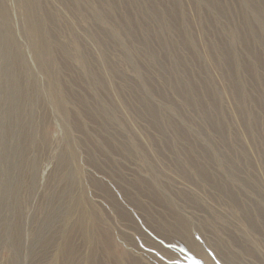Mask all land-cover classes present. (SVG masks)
<instances>
[{
	"label": "rangeland",
	"instance_id": "rangeland-1",
	"mask_svg": "<svg viewBox=\"0 0 264 264\" xmlns=\"http://www.w3.org/2000/svg\"><path fill=\"white\" fill-rule=\"evenodd\" d=\"M63 1L70 3L68 0H60L56 3H51L50 0H36L37 15L39 17H43L44 19L51 18L50 26L48 27L47 32L50 31V34H52V40H60L59 42L64 44L63 50L52 48V55L50 52L40 54V59L43 61H49L51 59L55 60L54 63L57 70L54 77H56L57 80L55 81L56 85L51 86V79H49L43 73V71L38 68L39 66L35 63L31 49L28 46V39L24 30L25 17L24 14L18 10L16 6V0H0L2 7L8 11V18L6 19L7 24H5L13 29L14 38L25 60L27 73L25 74L26 78L24 77V79L27 83L39 84V87L37 86L38 91L36 92V95L39 94L40 90H44V92L41 94L43 95V97H41L43 102L41 100L37 101L35 98V102H33L34 106L33 104H24L23 106L25 111L24 117L27 120L33 122L31 124L32 128L30 126V129L33 132V145L37 148L39 143H44V149L42 148V152H39V150L34 148L31 149L29 153L31 156L30 158L34 159L35 162H38V167L35 168L37 169L36 182H39V184L32 191H28L26 187L22 188L20 191L19 196L23 201V206L21 208L22 212L17 219V222L22 225L24 229L20 233L19 243L15 244V247L13 246L12 240L10 238L11 227L7 229L5 238L0 240V264H9V259L14 260L15 264H32L30 253L31 251L33 252L34 250H37V244L39 240L34 234L37 225V221L34 222V216L41 209H43L42 199L40 198V195L43 193V191H47L49 186H56L62 183L60 175L63 174L64 170L56 171L54 166L56 162V156L60 152H67L70 149H74L73 151L75 153V161L71 162L70 170L74 172L78 183H83L81 167L78 164L80 158L83 156L81 150H83L87 145L88 139H90L89 141L91 142H93L95 138L99 139V136L96 135V133L102 136L94 119L89 118L85 114L83 108L89 109L90 107L96 110L98 116L100 117L99 122L102 120L104 123H106V116L109 117L107 125L110 126L109 129L111 131V154L108 151H105L107 164L100 165L96 168L86 167V170L90 174H94V179L99 181L103 180L108 189L111 188V174L113 175V178L117 177L116 174L118 176H123L126 181L131 180L133 175H145V162L143 161V157L149 148L150 149L148 152L154 150L156 147V150H158L162 156H164V160L162 159V162L164 164H169V154L173 150L171 151L170 148V152H168L166 149L164 150L162 148H157L160 146L159 140L161 139L158 136V131L161 128L160 133L162 134V139L172 144L175 141V139H173L175 138V129H177L179 126L185 130V127H188L190 130H187L191 134V139L196 141L198 145L210 143L208 151L212 152V161L209 163V167L213 169V171L219 173V175H222L227 179L228 176L226 173L231 172V169L236 170L238 173H240L239 175L243 180L248 182L250 181L247 191H250L251 195L256 197L253 198L257 201L264 202V176L262 177V175H264V170H261L264 163V145H262L260 142L259 144L257 143V137H253L251 140H249V137H247L249 134L248 125H246L248 123V116L245 114V112H243V109L245 108L247 111H250V113L254 114L255 117H257L256 129L259 131L264 130V118L262 119V115L260 114L261 109L258 108L260 105L259 103H262L264 100V44L263 46H253V49H255L258 53L259 59L261 58L260 61L262 60L257 84L255 85L252 82H249V76L246 75L244 71L243 75L241 73L239 74L240 76L242 75V80L244 79V90H251L252 92L254 91L253 94H255L252 97V100L250 98L247 99L248 102L247 100H244L243 104L237 103L236 97L234 96V81L236 80V77L239 78L236 69H233V67L226 64L225 66L222 64L223 67L222 65L214 66L217 65V63L213 62L217 57L216 52L213 51V53L212 50H210V52L207 48L210 42H215L218 45H222L224 42H226V36L228 35L229 29H231V27L229 28L227 25L228 20L230 23L233 22V24H235L236 21L238 22L239 20L234 18L236 15L234 17H229L227 14L225 16L224 14L219 15V13L215 12L214 10L215 6L212 5V9L208 16L209 19L207 18L210 20L212 28L202 29L198 24H196L198 21H200L201 13L198 5H196L192 0H180V4L185 10L184 19L186 24L188 23L186 26L188 34L189 36L194 37L195 40L197 38L196 43H199H197L198 50L196 54L194 56L189 55V60H186L187 63L191 62L188 69L189 71H185L188 74L182 69L174 73V71L170 69L173 67L172 64L174 61L167 52L164 50V52H161L160 49H157V45L156 47L154 46L155 44L152 45L153 47L150 45V48L154 54L156 52L157 59H151L146 62V60H144L145 57L143 56L144 50L140 48L138 43L133 44L131 39L128 38L126 33L127 27H124V23H121L118 20V16L122 15L125 11L127 14L132 16L134 10L132 13L128 6L124 5L122 7L120 5L116 7V5H111L112 15L111 21L109 22L104 18H102L101 21H97L92 15V9L99 12V8H104L106 6L103 0H96L97 2L95 1V3L97 4L94 3V0H86L85 4L83 3L81 7H73L74 9L72 8L71 10L70 8L67 9L60 5ZM101 1H103L102 3L105 5L102 4ZM111 1L113 2V0ZM139 1V7H142L143 5V7H147L149 9L144 1ZM226 1L231 6L234 4V6H236V3L238 2V0ZM259 2L263 7V0H259ZM158 4L161 10H167L171 6L169 0H158ZM217 5L224 8L226 2L225 0H222V2L221 0H218ZM113 7L115 8L114 12ZM237 7L238 5L235 8ZM79 8L82 9L80 10ZM156 8L157 7H155V9ZM262 10H264V8H262ZM247 13L251 14L253 11L247 9ZM54 14H56L57 19L54 20L53 24L52 16ZM131 19L133 20L132 24L136 25L137 21H134L133 17H131ZM172 19L173 24L171 26L174 28L178 25V22L180 23V19L177 15H174ZM115 22H117L118 25ZM149 22H151V20H149ZM70 23L72 25H70ZM151 24H154L153 20L150 25ZM257 30L258 32H263L260 27H257ZM138 34L140 35L139 32ZM85 35H89V39L87 38L86 40ZM169 35L170 39L177 38L176 35L174 37L171 34ZM260 36L263 38L264 34L262 33ZM80 38H82L84 41H81ZM5 39L6 33H1L0 41L3 43ZM136 39L137 41H140L138 36H136ZM152 48H154V50ZM257 49H259V52L263 50L262 53L260 54ZM235 50L238 54L241 51L242 54L241 45L235 44ZM172 51H170L172 54L176 52L174 48ZM166 54H168V56ZM241 54L240 56L242 57H240V61L248 62L249 59L246 58L247 56ZM67 56H70L71 59L69 60ZM142 56L144 58H142ZM161 57L164 68L163 70H158L157 68H160V61L158 59ZM243 57H245L247 60H245ZM3 65L4 64L0 60V70L5 71ZM103 65L107 66L105 78L108 79V83L105 85L103 83H99V79L101 78L100 73H104L102 70ZM181 67L183 68V66ZM222 69H225L224 71L227 73V75ZM155 70H158V73ZM223 73L225 75H223ZM201 74L203 76H201ZM209 75L211 76L208 78ZM177 76H181L185 82L183 86L185 88V94L189 95L196 92L194 94L195 99L193 97L189 98V96L180 98L174 88V84L171 83L172 81L170 82V80L174 79L175 77L177 78ZM201 81L205 82L202 83ZM230 81H232V83ZM126 85H132L134 89L129 91L130 88H128ZM147 85L152 88L151 91L154 90L153 88H155L163 92H160L161 94L156 91L148 93ZM187 85H189L190 88H188ZM225 86L227 88L229 87V89H227ZM199 88L201 90L204 88V91L202 90V92L199 90ZM211 89H213L215 93L211 91ZM255 89H258V92L255 91ZM55 91L63 96V102L69 111V119L66 117V114L53 108L52 96ZM259 91H262V93ZM46 92V97H44ZM257 93L259 94V98ZM79 95L82 96L78 99ZM141 97L147 98L151 103V107L153 106L155 111L159 114L160 120H162L159 122V129H155L152 123L150 125V122L154 121L150 118L149 113L147 114L141 109ZM2 98L3 95L0 94V101ZM184 100H186L185 102L187 104H184ZM254 101L259 102L257 105H254ZM213 102L215 106L213 105ZM1 109L2 106L0 107V111ZM237 110L239 115L237 114ZM233 111H235V113ZM199 112H201V114ZM202 113H204V115ZM42 114L44 118L43 120L40 119ZM67 121L70 122L71 125H68ZM17 123L18 126H20L18 120ZM210 123H214L215 125L219 124L222 126V129H220L223 131L221 133L222 135L220 134L221 131L216 127L215 129ZM149 126H152L153 128H150ZM66 129H70L68 130L70 134L69 136L65 134V132H67ZM250 129L255 131V127H250ZM234 137L240 138L238 139L240 141L242 140V143L240 144H242L241 146L245 151L248 152L246 157L247 159H243L237 153V150H235L234 147H231V142ZM105 139L106 136L103 137L104 143ZM104 143L102 142V151L105 148L103 146ZM251 145L254 147L252 148ZM259 147L262 148L263 151ZM223 156L231 157L233 160L235 158L236 160L233 162L234 164L230 165V167L227 165L224 166L226 173L223 172L224 170H220V166L223 167V164L220 163L219 159H221ZM237 159H242V162L241 160ZM231 166H234V168ZM186 169L188 172H194V169H192L191 166H186ZM189 174L188 179L186 180L172 174L173 184L170 186V189L169 187L167 188L169 191H166L169 204H165L163 207L148 204L151 206V213H153L152 227L147 228L146 226H142V229L145 232V237L149 243L162 248L164 253L158 252L155 249H149L148 251L152 252L156 258L151 257L152 254H149L146 255L145 258L140 259L138 254L131 250V258H125L122 254L123 249L117 240V242H115L113 245V251H111L114 258L120 257L123 260L122 264H136L134 258H137L141 264H193L192 261H189V259H191V255H189L190 253L185 248L179 247L177 241L172 237L171 228H175L177 226L175 217L181 216L189 224V229L187 228L186 234L197 243L208 244L206 246L207 254L215 264H225L224 262L218 260L214 254L215 252L213 253L211 249L213 244L217 246L218 243H220L219 248H223L221 246L222 244L226 251H232L235 254H238L239 258L244 264H264V232L261 230V228L255 226L254 224L253 225L255 228L244 226L245 222L243 220V216H240L239 210L234 207H230L228 204H225L222 200H220L222 195H220L218 191H214L208 185H205L202 182H200L201 184H196V186L190 184L189 179H192V175L190 174V177ZM92 175H90V177ZM19 176L22 177L20 178ZM250 177H253L254 179H251ZM1 180L12 184L15 181L23 182V180L25 183L27 178L25 179L22 175L21 168L14 166L12 164V159H8L6 157L2 163L0 162V181ZM185 181L186 183H189L184 184ZM256 183H259L260 186ZM82 185L85 186V184ZM190 185L192 187H190ZM175 186H177V188H175ZM193 188H195V190ZM176 189H182L183 192H188L189 195L199 197L200 199L202 198L200 195H203V198L201 199L202 206L197 207L187 203L186 205L184 202L180 201L178 197H174V190ZM93 198V201L95 202V210H98L97 212L99 213V217H102V222H106L103 224L106 225V227H108L110 230L115 228L116 230H112L120 231L121 227L119 225H124L126 222L121 221L118 223L111 215V212L108 209V206L105 204V201L103 203V199L96 195ZM8 200L10 201V199ZM4 205L5 206L0 207V229H2V231L4 228V223L2 220H8L9 223H11L12 220V212L10 211L11 208L9 207V204L4 203ZM4 207H7L8 209H5ZM160 217L162 218L161 223L164 224V228H161V226L158 227L157 225V227L153 226L155 225V220L157 218L159 219ZM199 226L203 227L202 230L198 228ZM110 230L109 232L111 233ZM230 236L235 239L238 245H247L252 254L249 252L241 253L239 251V246L236 245L235 242L228 243ZM76 240L75 243H78L79 239ZM139 247L144 248V246L141 244H139ZM144 250H147V248L145 247ZM165 253L166 255L170 254L171 258L164 257L166 256ZM97 257V259L101 260L99 264H111V262L103 257V255L100 253H98ZM167 257L169 256L167 255Z\"/></svg>",
	"mask_w": 264,
	"mask_h": 264
},
{
	"label": "bare ground",
	"instance_id": "bare-ground-1",
	"mask_svg": "<svg viewBox=\"0 0 264 264\" xmlns=\"http://www.w3.org/2000/svg\"><path fill=\"white\" fill-rule=\"evenodd\" d=\"M57 1L60 0H50L51 3H56ZM68 1H70V3L63 1L60 5H62L67 9L70 8L71 10L73 7H81V5L83 3L85 4L86 2V0H68ZM95 1L96 0H94V3ZM103 1L105 2L106 6L104 8L101 7L103 9L99 8V12L97 10L94 11V9H92V15L97 21H101L102 18L108 20L109 22L111 21V15H112L111 5H116V7L120 5L123 7L124 5H126L128 6V8L131 9L130 11L132 13L134 10L132 16L127 14L126 11L122 15L119 14L120 16H118L119 18L118 20L121 23H124L123 24L124 27H127V32L126 31L125 32L127 33L128 38L131 39V42L133 44L138 43L140 45V48L144 50L143 56L145 57L144 60H146V62H148L151 59H157L156 52L154 54V52L150 48V45L152 46L155 44L154 46L156 47L157 45L158 50L160 49L161 52L164 51L167 52L170 55V57L173 58L172 59L174 61V63L172 64L173 67L172 68L169 67V68L173 70L174 73L180 71L181 69L184 72L189 69L191 62L187 63L186 60H189L190 57L189 55L194 56L196 54L198 50L197 43L199 42L196 43L197 38L195 40L194 37H191L188 34V30L186 29L188 23L186 24V21L184 19L185 10L180 4V0H169L171 6L170 7L168 6L169 8L167 10H163V9L161 10L159 8L158 0H141L142 2L144 1L145 4H147L146 6H148L149 9L147 7H143L142 4L141 5L143 8L139 7L140 6V4H138L140 2L139 0H113V2L111 0H103ZM103 1H101V3ZM192 1L200 8L199 9L201 11L200 21H198L196 24H198L202 29L212 28V24L210 20H208L209 19L208 16L212 9V5L215 6L214 10L215 12L219 13V15L224 14L225 16L227 14L229 17L231 16L234 17L236 15L234 18L239 19L238 22L236 21L235 24H233V22L230 23L228 20L227 25L229 28L231 27V29H229L228 35L226 36V42H224L222 45H218L215 42H210L207 48L209 51L212 50V52L213 51L216 52L217 57L216 60H214L213 62L217 63V65L214 66H221L222 64L225 66L226 64L233 67V69H236L239 78L236 77V80L234 81L233 89L235 90L234 96L236 97L237 103L243 104L244 100H247L249 98L252 100V97L255 95L253 94L254 91L252 92L251 90L250 91L244 90L245 83H244V79L242 80L241 76L243 75V71H244V73L249 76L250 79L249 82H252L255 85L257 84L258 74L260 72V67H261L260 64L262 63L261 62L262 60L260 61L261 58L259 59L258 53L256 52L255 49H253V46H258V45L263 46L264 44V37L261 38L260 36V34L261 35L262 33L264 34V14H263L264 10H262L264 6L262 7L260 5L259 0H238V2L236 3V6L238 5L237 8H235L236 7L234 6L235 4L232 6L229 5V3L226 0H225L226 5H224L225 6L224 8L217 5L218 0H192ZM16 6L18 10H20L24 14L25 17V29H24L25 35L27 36L28 46L31 49L33 58L35 59V63L39 66L38 68L41 71H43V73L49 79H51L50 81L51 86L52 85L55 86L56 85L55 81L57 80V78L54 77L57 70L56 65L54 63L55 60L51 59L49 61H43L42 59H40V54L45 52H50L52 55V50H51L52 48L63 50L64 44L59 42L60 40H52V34H50V31L47 32V29L50 26L51 18L44 19L43 17H39L37 15L36 0H16ZM155 7L157 8L155 9ZM114 9L115 8L113 7V12ZM247 9L252 10L253 13L248 14ZM174 15H177L179 17L180 23L178 22L177 23L178 25L172 28L173 27L171 26L173 24L172 18ZM131 17L134 18V21H137L136 25L132 24L133 20L131 19ZM7 18H8V11L7 9L3 8L0 3V34L6 33L5 41L3 43L0 41V60L4 64L3 67L5 70V71L0 70V94L3 95V98L0 101V107L2 106V109L0 111V120H1L0 162L2 163L6 157L8 159H12V164L14 166L21 168L22 175L24 176L25 179L27 178L25 183L24 180L23 182L15 181L12 184L7 181H2V180L0 181V207L5 206L4 203H8L9 207L11 208L10 211L12 212L11 223H9L8 220H4V219L2 220L4 223V228L3 231L2 229H0V240H3L5 238L7 229L11 227L10 238L12 240L13 246L15 247V244L19 243L20 233L24 229V227H22V225H20L17 222V219L19 218L22 212L21 208L23 206V201L20 199L19 196L20 191L24 187H26L28 191H32L39 184V182H36V178H37L36 168L38 167L37 165L38 162H35L34 159H31L30 158L31 156L29 155L30 150L36 148L33 145V136H32L33 132L30 129V126L33 122L27 120L24 117L25 111L23 109V106L24 104L32 105L33 102H35L34 101L35 98L37 99V101L41 100L43 102V99L41 98L43 97V95L41 94L44 92V90L43 91L40 90L39 94L36 95L37 94L36 92L38 91L37 86L39 87V84L27 83L25 81L24 77L25 74L27 73V67L25 65V60L23 58L22 52L19 50L18 44L14 38V31L10 26L6 25ZM55 19H57L56 14L52 16L53 24ZM149 20H151V22H149ZM152 20L154 24L150 25V23H152ZM113 21H114V17H113ZM70 25L72 24L70 23ZM257 27H260L263 32H258ZM137 31L140 33V35L138 34ZM169 34H171L173 37L176 35L177 38L170 39ZM136 36L139 37L140 41L139 40L137 41ZM89 37H90L89 35H85L86 40L87 38L89 39ZM80 39L81 41L83 40L82 38ZM235 44L242 46V54L244 56H247L246 58L249 59L248 62L240 61V57H242L240 56L241 51L239 54L236 52ZM173 48L176 51L174 54H172ZM152 49L154 50V48ZM257 50L259 52V49ZM262 51H260L259 53L261 54ZM168 54L166 55L168 56ZM143 56L142 58H144ZM67 58L69 60L71 59L70 56H67ZM243 58L245 59V57ZM158 60L160 61L159 62L160 68L157 66L158 67L157 69L163 70L164 64L162 57ZM181 66H183L184 69ZM102 67L104 73H100L101 78L99 79V83L101 84L103 83L105 85L108 83V79L105 78V74L107 73L106 72L107 66L103 65ZM224 70L223 72H225ZM240 73L242 74L241 76L239 75ZM223 75L225 74L223 73ZM201 76L203 75L201 74ZM210 76L211 75H209L208 78ZM232 81L230 82L232 83ZM170 82L174 84V88L178 93V95L180 96V98L184 96H189V98L190 97L194 98L195 96L194 94L196 92H194V94H189V95L185 94V88L183 87L185 82L183 81L181 76H177V78L175 77L174 79L170 80ZM132 85H126L128 88H130L129 91H132L134 89ZM147 86H148L147 87L148 93H151L153 91H156L158 93L163 92L155 88H153L154 90L151 91L152 88H150L149 85ZM187 86L188 88H190L189 85ZM213 89H211V91L214 92ZM227 89H229V87ZM199 90L201 89L199 88ZM257 90L258 89H255V91ZM259 92L262 93V91ZM46 94L47 92L44 94V97H46ZM81 96L79 95L78 99ZM257 96L259 98V94ZM62 98L63 96L57 93V91H55L52 96V106L54 109H57L58 111L66 114V117H68L69 119V111L68 108L65 106ZM141 99H140L141 109L145 111L147 114L149 113L150 118L154 121V122H150V125L152 123L155 129L156 128L159 129V122L162 121L160 120L159 114L155 111L153 106L151 107V103L147 98L141 97ZM185 101L186 100L183 101L184 104L186 103ZM259 101L256 102L254 101L253 104L257 105ZM259 104L260 105L258 108L261 109L260 114L262 115V119H263L264 100L262 103ZM213 105L215 106L214 102ZM208 109H212V108H208ZM83 110L89 118L94 119L99 132L102 134V136H100L98 133H96V135L99 136L98 137L99 139L95 138L93 142L89 141L90 139H88L87 145L84 144L86 146L83 150H81L83 156L82 158H80L78 164L81 167V171L83 175L82 184H85L86 187L78 183L77 177L74 175V172L70 170L71 162L75 161V153L73 151L74 149L73 150L70 149L67 152H60L56 156V162L54 166L56 171L64 170L63 174L60 175L62 179V183L56 186H49V189L47 191H43V193L40 195L41 196L40 198L42 199L43 209H41L38 213H36L37 215L35 214L34 216V222L37 221L36 230L34 234L39 240L37 244V250H34L33 252L31 251L30 253L32 264H99L101 260L97 259L98 253H100L101 255H103V257L108 259L111 262V264H122L123 260L120 257L114 258V256L111 253V251H113V245L115 242H117V240L119 241L120 246L123 249L122 254L125 258L128 257L131 258L130 257L131 250L136 254H138L140 259L145 258L146 255L149 254H152L151 257L156 258V256L152 252L148 251L149 249L150 250L155 249L158 252L164 253L162 251L163 250L162 248H159L156 245L149 243V241L145 237V232L143 231L142 226H146L147 228L152 227L151 225H152L153 213H151V208H150L151 206L148 204L157 205L161 207H163L165 204H169L166 191H169L167 190V188L169 187L170 189V186H172L173 184L172 174L177 175V177L186 180L188 179V174L190 173L192 175L191 177L189 174V176L192 178L189 179L190 184L196 186V184L202 182L203 184L208 185L214 191H218L220 195L224 197L223 198L221 196L220 200H222L225 204H228L230 207H234L237 210H239L240 216H243V220L245 222L244 226L255 228L254 227L255 225L261 228V230L264 232V202L255 200L253 198L255 196H252L250 191H247L248 186L250 185V181L248 182L243 180L239 175L240 173H238L234 169H231V172L229 173L225 172L226 170L224 166L227 165L230 167V165L234 164L233 162L236 161L235 158L233 160V158L231 157L223 156L221 157V159H219L220 163L223 164V167L220 166L221 168L220 170L221 171L224 170L223 172L227 174L228 178L226 179L222 175H219V173H216L215 171H213V169L209 167L210 166L209 163L212 161V152L208 151L210 143H205V144L199 143L200 145H198L196 141L191 139L190 136L191 134L188 131L190 129L188 127H185L186 130L179 126L177 127V129H175V138H173L175 139V141L172 144L162 139L161 137L162 134L160 133L161 128L159 129V131L157 130L158 136L161 138L159 140L160 146L157 148H162L164 150L166 149L168 152H170V148L171 151L173 150L169 154L170 157L168 156L170 159L169 164H164L162 162L164 156H162V154L158 150H156V147L154 150H151L152 152L151 151L148 152V150L150 149L149 148L147 149V152H145L143 157V161L145 162L146 174L133 175V178L131 180L127 179L128 181H126V179H124L123 176H118L117 174H116L117 177L113 178V175L111 174L110 175L111 190L108 189L104 181L103 180L99 181L94 179L93 177L94 174L93 175L90 174L86 170V167L96 168L99 167L100 165L107 164L105 151H108L111 154V143H110L111 131L109 129L110 126L107 125V121L109 117L106 116L105 119L106 123H104L102 120L101 122H99L100 117L98 116L96 110L90 107L89 109L83 108ZM243 110H244L243 112H245V114H247L248 116L247 118L248 123L246 125H248L249 134L247 137H249V140H251V138L253 137L255 138L257 137L258 138L257 143L259 144L260 142L262 145H264V130L259 131L258 129H256L257 117H255L254 114L250 113V111H247L245 108ZM233 112L235 113V111ZM199 113L201 114V112ZM202 114L204 115V113ZM237 114H238V110H237ZM40 119L42 120L44 119L43 114ZM17 120L19 121L20 126H18ZM214 123L213 124L210 123L211 126H214V128L215 127L218 128V130L222 129V126H220L219 124L215 125ZM68 125H71L70 122H68ZM250 127L252 128L255 127V131L251 130ZM150 128L153 127L151 126ZM68 130L67 132H65V134L69 136L70 134ZM222 132L223 131H221L220 134ZM105 136L106 139L104 143L103 137ZM238 139L240 138L234 137L233 140L231 139L232 140L231 147H234L235 150H237V153L243 159H247L246 157L248 155V152L245 151L244 148L241 146L242 144L240 143H242L241 142L242 140L240 141ZM102 142L104 143L103 146L106 148V150L104 148L103 151H102ZM253 147L254 146H252V148ZM42 148L44 149V143L43 144L39 143V146L36 149L39 150V152H42ZM237 160H241L242 162V159H237ZM186 166H191L192 169H194V172L192 171L188 172ZM262 167L261 170H264V163ZM232 168H234V166ZM90 175H92L91 177L93 178H91ZM263 176L264 175H262V177ZM188 183H186L185 181L184 184H188ZM257 185H259V183ZM190 187L192 186L190 185ZM175 188H177V186H175ZM182 189L174 190L175 192L174 197L176 198L178 197V199L184 202L185 204L187 203L197 207L202 206L201 199L203 198V195H200L202 196V198L200 199L199 197L189 195L188 192H183ZM193 189L195 190V188ZM95 195L101 197L103 199V203L105 201V204L108 206L111 215L116 219L118 223H120L121 221L126 222V224L124 225L122 224L119 225L121 227L120 231H115L116 230L115 228H112L115 230L112 229L110 230L108 229V227H106V225H104L106 222L105 223L102 222L101 219L102 217L101 218L99 217V213L97 212L98 210H95V202L93 201L94 200L93 197ZM8 199H10V201ZM161 221H162L161 217L159 219L157 218L155 220V225L153 226L155 227L161 226V228L162 227L164 228V224H162ZM175 221L177 226L175 228H171L172 237L177 241L179 247L185 248L190 253L189 255H191V259H189V261H192L193 264H215L210 258V256L207 254L206 246L208 244L197 243L192 238H190V236L186 234L189 225L186 222V220L181 216H176ZM198 228L202 230L203 227L199 226ZM109 230L111 231V233L109 232ZM76 239H79L78 243H75ZM233 242H235V244L238 245L235 239L232 236H230L228 243H233ZM139 244L144 246V248L146 247L147 250H144V248L139 247ZM221 246L223 248H219L220 243H218L217 246L214 244L211 246L213 253L215 252L214 254L219 261H222L225 264H244L239 258L238 254H235L232 251L231 252L226 251L222 244ZM238 246H239V251L241 253H245V252L251 253L247 245L245 246L238 245ZM167 255L169 257H167ZM167 255L166 256L163 255V256L166 258H171L170 254ZM134 260L136 264H141L137 258H134ZM8 263L15 264L14 260L12 259H9Z\"/></svg>",
	"mask_w": 264,
	"mask_h": 264
}]
</instances>
